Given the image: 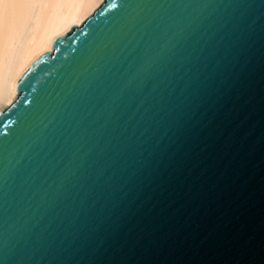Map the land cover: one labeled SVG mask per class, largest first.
Masks as SVG:
<instances>
[{"label":"snow or ice","instance_id":"snow-or-ice-1","mask_svg":"<svg viewBox=\"0 0 264 264\" xmlns=\"http://www.w3.org/2000/svg\"><path fill=\"white\" fill-rule=\"evenodd\" d=\"M257 66L264 0H0V264L157 247L155 194Z\"/></svg>","mask_w":264,"mask_h":264},{"label":"water","instance_id":"water-1","mask_svg":"<svg viewBox=\"0 0 264 264\" xmlns=\"http://www.w3.org/2000/svg\"><path fill=\"white\" fill-rule=\"evenodd\" d=\"M197 145L147 214L146 234L158 246L146 243L128 264L264 259V78L258 66L215 110Z\"/></svg>","mask_w":264,"mask_h":264}]
</instances>
